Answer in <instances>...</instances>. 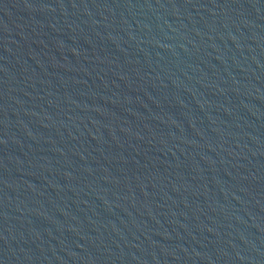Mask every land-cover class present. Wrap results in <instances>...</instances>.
Masks as SVG:
<instances>
[{
    "label": "water",
    "instance_id": "obj_1",
    "mask_svg": "<svg viewBox=\"0 0 264 264\" xmlns=\"http://www.w3.org/2000/svg\"><path fill=\"white\" fill-rule=\"evenodd\" d=\"M0 264H264V0H0Z\"/></svg>",
    "mask_w": 264,
    "mask_h": 264
}]
</instances>
